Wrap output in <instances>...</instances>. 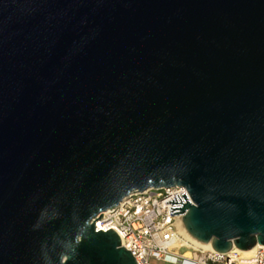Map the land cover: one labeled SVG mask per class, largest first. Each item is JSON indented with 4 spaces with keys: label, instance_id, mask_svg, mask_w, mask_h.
Returning <instances> with one entry per match:
<instances>
[{
    "label": "water",
    "instance_id": "95a60500",
    "mask_svg": "<svg viewBox=\"0 0 264 264\" xmlns=\"http://www.w3.org/2000/svg\"><path fill=\"white\" fill-rule=\"evenodd\" d=\"M165 205L264 246V0H0V264H137L101 213Z\"/></svg>",
    "mask_w": 264,
    "mask_h": 264
},
{
    "label": "built area",
    "instance_id": "2783aa9c",
    "mask_svg": "<svg viewBox=\"0 0 264 264\" xmlns=\"http://www.w3.org/2000/svg\"><path fill=\"white\" fill-rule=\"evenodd\" d=\"M185 194L192 204L187 190L182 186L160 187L135 192L116 207L101 213L95 221V230L114 231L120 245L128 251L137 264H264V246H259L252 258L243 259L239 250L232 248L225 254L197 250L193 257L184 258L169 251L181 237L180 217L170 216L169 208L181 205H165L177 195L182 202Z\"/></svg>",
    "mask_w": 264,
    "mask_h": 264
},
{
    "label": "bare ground",
    "instance_id": "6f19581e",
    "mask_svg": "<svg viewBox=\"0 0 264 264\" xmlns=\"http://www.w3.org/2000/svg\"><path fill=\"white\" fill-rule=\"evenodd\" d=\"M180 234L181 237L170 247L169 251H171L174 254H178L179 251L185 250L181 255L184 258H191L193 257V252L197 250H202V251H213L211 249L210 244H201L199 242H196L193 240L181 227L180 229ZM259 248V246L254 247L253 249L249 251H239L240 256L243 259H250L252 258L253 254L255 251ZM174 250H176L174 252Z\"/></svg>",
    "mask_w": 264,
    "mask_h": 264
},
{
    "label": "rangeland",
    "instance_id": "374dc122",
    "mask_svg": "<svg viewBox=\"0 0 264 264\" xmlns=\"http://www.w3.org/2000/svg\"><path fill=\"white\" fill-rule=\"evenodd\" d=\"M176 250H174V252H175ZM183 252H185V250H181V251H179L178 252V254H182Z\"/></svg>",
    "mask_w": 264,
    "mask_h": 264
}]
</instances>
